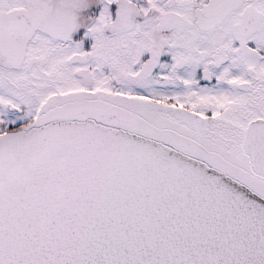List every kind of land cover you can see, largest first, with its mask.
<instances>
[{"label": "snow or ice", "instance_id": "snow-or-ice-1", "mask_svg": "<svg viewBox=\"0 0 264 264\" xmlns=\"http://www.w3.org/2000/svg\"><path fill=\"white\" fill-rule=\"evenodd\" d=\"M0 264H264V0H0Z\"/></svg>", "mask_w": 264, "mask_h": 264}]
</instances>
